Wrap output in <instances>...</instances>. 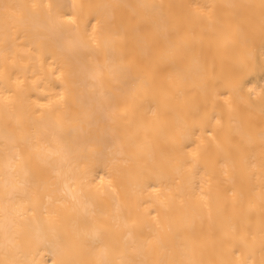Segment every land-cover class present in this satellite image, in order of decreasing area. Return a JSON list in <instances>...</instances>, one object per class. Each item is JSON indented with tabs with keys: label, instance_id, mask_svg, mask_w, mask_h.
Instances as JSON below:
<instances>
[{
	"label": "bare ground",
	"instance_id": "1",
	"mask_svg": "<svg viewBox=\"0 0 264 264\" xmlns=\"http://www.w3.org/2000/svg\"><path fill=\"white\" fill-rule=\"evenodd\" d=\"M0 264H264V0H0Z\"/></svg>",
	"mask_w": 264,
	"mask_h": 264
}]
</instances>
